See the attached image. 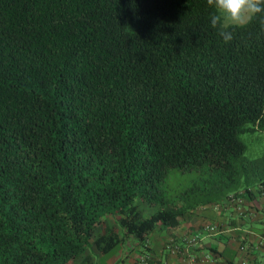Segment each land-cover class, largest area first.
Returning a JSON list of instances; mask_svg holds the SVG:
<instances>
[{"label": "trees", "instance_id": "1", "mask_svg": "<svg viewBox=\"0 0 264 264\" xmlns=\"http://www.w3.org/2000/svg\"><path fill=\"white\" fill-rule=\"evenodd\" d=\"M213 11L206 0H0V264H72L127 238L145 248L197 208L251 195L264 160L245 158L240 137L264 134V27L230 29L225 43ZM175 172L204 185L171 188ZM113 216L123 236L94 239Z\"/></svg>", "mask_w": 264, "mask_h": 264}, {"label": "crops", "instance_id": "2", "mask_svg": "<svg viewBox=\"0 0 264 264\" xmlns=\"http://www.w3.org/2000/svg\"><path fill=\"white\" fill-rule=\"evenodd\" d=\"M261 167L259 172L264 174V165ZM261 182H264V175L251 181L252 186L248 188L250 196L240 194L238 190L235 192L237 196L229 195L218 203L197 208L193 220L180 228L156 229L146 240L145 248L137 246L134 239L127 238L113 253L101 254V257L109 256L108 264H135L143 255H149L154 261L152 264H264ZM100 225H106V219ZM207 225L217 226L218 233L202 234ZM195 235L201 237L200 242L187 248V239ZM116 236L114 232L112 237ZM122 236L120 232L117 237ZM170 243L177 244L182 250L171 254L167 249ZM85 257L84 252L72 264H93L92 261H84Z\"/></svg>", "mask_w": 264, "mask_h": 264}, {"label": "rangeland", "instance_id": "3", "mask_svg": "<svg viewBox=\"0 0 264 264\" xmlns=\"http://www.w3.org/2000/svg\"><path fill=\"white\" fill-rule=\"evenodd\" d=\"M240 139L243 141V143L247 147V151L244 154V157L248 160H257V162H261L264 160V134L255 132L253 134H246L242 135ZM259 172V171H258ZM260 173V172H259ZM255 176H251V181L254 179H257L259 177L258 173H254ZM171 178L168 184L171 185V188H176L178 184H180L177 188L186 187L189 185H198L200 188L203 187L202 178H197L193 176L191 180L189 181L190 177H188L186 174H178L175 172V174H170ZM207 186V185H206ZM152 212V210L144 209L143 215L147 216ZM106 226L107 229H104ZM123 229L119 225V219L117 217H107L106 218V225H101L96 228L93 238H97L98 236H109L115 232V235H119V233L123 232ZM116 232L118 234H116ZM86 257L84 261H92L93 264H108L109 256H103L96 250V248L91 245V247L88 248V253L85 251Z\"/></svg>", "mask_w": 264, "mask_h": 264}, {"label": "clouds", "instance_id": "4", "mask_svg": "<svg viewBox=\"0 0 264 264\" xmlns=\"http://www.w3.org/2000/svg\"><path fill=\"white\" fill-rule=\"evenodd\" d=\"M214 11L211 26L219 30L225 43L233 39L230 29L244 28L254 20L264 27V0H206Z\"/></svg>", "mask_w": 264, "mask_h": 264}, {"label": "built area", "instance_id": "5", "mask_svg": "<svg viewBox=\"0 0 264 264\" xmlns=\"http://www.w3.org/2000/svg\"><path fill=\"white\" fill-rule=\"evenodd\" d=\"M261 189H263V191H264V187L263 188H261ZM210 230L211 232H213L214 231V227H210V228H207V227H205V230ZM192 242H194V239L193 240H191V243ZM169 249H171V248H169ZM175 251H177V248L176 247H173V249L171 250V253H174ZM149 262H148V258H146V257H141L139 260H138V262H136L135 264H148Z\"/></svg>", "mask_w": 264, "mask_h": 264}]
</instances>
